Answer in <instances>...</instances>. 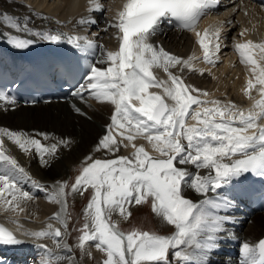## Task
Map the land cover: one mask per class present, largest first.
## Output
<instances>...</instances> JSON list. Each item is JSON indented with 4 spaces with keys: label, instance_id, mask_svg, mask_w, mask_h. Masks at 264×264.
<instances>
[{
    "label": "snow or ice",
    "instance_id": "6c2138e0",
    "mask_svg": "<svg viewBox=\"0 0 264 264\" xmlns=\"http://www.w3.org/2000/svg\"><path fill=\"white\" fill-rule=\"evenodd\" d=\"M217 3L218 0H126L115 22L108 25L117 30L118 49L105 52L104 60L96 61L106 64L105 69L95 65L90 67L88 83L76 93L80 96L82 92L91 90L95 100L114 107L111 124L100 139L97 151L106 149L115 153L129 144L135 149L131 157L94 160L82 169L71 186L73 194L82 195L89 186L93 189L77 247L87 254L86 245L94 242L92 246L106 254L103 264H170V250L180 264H207L206 257L218 247V234L225 231L223 224L228 220L226 215L217 216L211 210L226 211L234 206L233 201L219 190L234 186L247 174L264 177V99L256 100L253 109L247 113L235 104L221 106L218 100L202 101L192 94L200 92L199 89L186 85L181 77L170 71L177 65L192 68L193 57L181 59L162 46L150 43L165 22L175 23L181 30L195 32L201 18ZM90 10H103L99 0H94ZM4 20L9 22L6 15ZM79 23L95 24L96 21L82 18ZM10 26L18 27L11 23ZM24 29L27 30V25ZM30 34L42 36L50 43L62 42L60 34ZM195 34L203 51V62L214 66L213 58L220 49V28L205 29L203 34ZM81 39L69 36L67 43L81 51L96 47L87 38H83L86 45L83 47ZM8 43L23 50L33 41L9 38ZM235 50L241 63L255 77V83L248 80L246 94L260 85L259 92L264 96V64L261 63L264 61V43L254 44L249 40L237 43ZM256 50L260 53L259 59L256 58ZM154 68L167 73L170 83L158 80L153 74ZM150 87H162L172 104L167 103L164 96L148 94ZM201 95L207 96L208 93L202 92ZM249 99L254 98L249 95ZM0 101L16 103L14 98L3 92H0ZM134 101L139 102V106ZM193 105L197 107L193 108ZM186 119L196 123L186 125ZM113 129L123 130L120 135L127 143L118 142ZM5 135L25 153L34 148L45 164L44 156H53L57 150L56 144L45 147L40 140L24 133L0 130V136ZM137 137L151 144L159 158L149 155L144 147H136L132 142ZM45 139H48L46 135ZM59 143L67 147L69 142L60 140ZM88 160L92 158L88 157ZM178 165H192L196 171L189 172L186 167ZM201 170H206L207 174L201 175ZM24 179L31 180V177L16 159L5 153L0 139V199L6 202L9 211H23L21 203L34 199L19 187ZM31 182L46 192L36 181ZM184 187L204 199L194 203L185 198ZM66 189L68 185L62 183L55 191L46 192L50 202L60 205V212L50 219L65 229L67 221L62 214L67 210ZM210 192L216 195L209 196ZM149 200L152 211L174 226L175 233L162 236L135 230L128 234L120 231L112 220L113 214L128 218L131 216L128 206L141 205ZM10 222L18 230L21 228L15 220ZM22 234L36 241L51 239L56 249L63 250L58 253L39 244L43 252L39 264H75L70 256L63 254L71 249L60 242L62 232L59 228L54 229L51 223L45 230L24 231ZM22 243L12 230L0 224V247ZM0 264L6 262L0 260ZM240 264H264V239L255 247L248 243L242 245Z\"/></svg>",
    "mask_w": 264,
    "mask_h": 264
},
{
    "label": "bare ground",
    "instance_id": "6f19581e",
    "mask_svg": "<svg viewBox=\"0 0 264 264\" xmlns=\"http://www.w3.org/2000/svg\"><path fill=\"white\" fill-rule=\"evenodd\" d=\"M62 1V9L60 7L55 8L52 6L50 8V6H48L49 4L45 5L46 0L45 2L38 5L41 7L45 6L48 12H50L51 14L56 13V16H58L57 10L60 8L61 16L63 17H58L59 19H56L46 15H36L35 17L26 14L21 15L19 13L20 11L17 5L13 3L8 4V0H0V49L3 47V45L1 44L2 41H5V47L9 44V38L31 40L33 41L32 45H41L43 47H47L50 51H53L55 49L56 44L62 43H50L49 41L43 39L42 36L30 34L36 32H39L41 34H60L62 36V41L67 40V37L74 36L75 34L79 35V37H81V40L83 41V38H93L96 40V42H93L96 47L92 49L93 53L91 54L94 58L96 56H100L98 60H104V54L108 51V49L109 51H111V49L112 51H116L118 49L119 41L116 39L117 30L115 28L108 27V25L115 22V17L119 12V8H121V10L123 9V5L126 3V0H99V3L102 5L103 8L102 11L90 10V7L93 5L94 0ZM248 4L249 1L247 0L243 3H238V1L234 3V7H238L236 12L240 10V18L238 19H241L242 23V26L239 30L241 33H244V35L242 36V42L245 43L249 40L253 42L254 37L257 36L258 38H260L259 43H264V40L262 39L264 37L263 10H261L260 6H257V8H253L254 10H252V7L248 6ZM234 9H228V15H230L228 17L225 16V11L220 12L224 13V15L221 16L222 18L218 17V22L213 21V18L211 19V16L206 18L203 23L204 25L202 26L212 25L213 29L219 27L220 38L223 37L222 33L225 32L230 27L229 25L235 20L231 19L233 18V16H235L233 15V12H235ZM5 15L9 18V22L11 24L16 25L17 23H24V25H27V30H25L24 28L10 26V23L5 22L4 20ZM62 18H67L68 21H64ZM82 18L93 19L96 21V23L80 24L79 21ZM252 18H254L253 23H251V21L249 22V20ZM252 24H254V27H251ZM106 28L107 31H105ZM202 30L203 27H199V29H196L195 32H200L201 34H203ZM90 32H94V34L90 35ZM195 32H182L177 29L169 28L165 23H163L161 24L160 31L157 33V35L151 38V43L157 46H162L165 51L181 59H189L190 57H196V59H198L196 61L192 59L191 61L192 69H194V71H191L188 68H182V66L180 65H177L174 68H170V71L174 75L182 76L184 80H186V82L192 87L194 86L195 89L202 90L203 88H207L210 86L211 88L209 89V91H205L208 93L207 96H203L200 93V99L202 101H211V99L214 101L215 93L225 94L227 92V89L229 88H227V84H221L220 77L225 71L230 69V71H228V74H231V77L228 76V78H224L223 75V77L221 78L232 82L230 94H235L238 98V101L240 100V102L245 100L248 101L249 104L255 103L256 98H254V96L259 85H257L256 88H253L249 94H246V92L244 91L247 88V83L249 79H252L255 83V77L250 73L249 69L246 68L245 65L242 63H240V68L243 70V73L233 68H230V57H226L225 63L219 65V63H217V60H219V57L221 58V54L219 55L218 53H216V57H214V60L216 62L213 68L205 64L202 59H199L200 57H202L201 55L203 54L202 49L199 48L197 43H195L193 46L194 41L192 37H197ZM226 42L227 39L223 37L221 43L225 45L224 43ZM221 43L220 45H222ZM83 45L86 46L84 43ZM191 47L193 49L192 51H190ZM188 51H190V54L186 55ZM229 53L230 52H228V54ZM95 64L96 67L100 69H104L106 65L104 63L96 62ZM262 64H264V61ZM201 70L202 72L203 70L212 72V77L214 78L212 84H210L212 78L211 80H209V76L207 75V73L201 74ZM156 71L158 75L162 78L161 80L169 81L168 74L165 73L162 69H158ZM156 75L157 74H155V76ZM232 77L235 78L232 79ZM217 81L219 82L217 83ZM214 86H216V88H214ZM158 93H164L162 87L158 88L157 90H154L151 87L148 89V94ZM249 95H251L254 99H249ZM91 97H93L92 92L89 93L88 98ZM74 101L76 104H72L70 102H61L50 103L41 106L19 105L15 108L10 106H6L7 108H5L3 104H0V130H7L15 133H24L32 139L40 140L41 144L45 147H49L53 144H56L57 151L54 155L55 157L56 155H61V158L57 161L53 160L54 155L48 157L44 156V159L47 161V163L45 164L41 162L40 155L35 151L34 148L30 149L29 153H25L6 135L2 136L3 147L7 152L6 154L11 155L14 159H16L19 165L24 168L28 176L31 177V180H22L19 184V187L23 191L29 192V194L32 195L34 199L25 203H21V208H23L24 211H20L19 209H17L15 212L9 211L7 204L4 206H0V214H3L4 218L15 217L18 220L26 219L23 221L26 222L28 228L24 229V231L45 230L47 225L51 223L54 229L59 228L62 232L60 242L62 244H66L68 248L71 249L70 252H64L63 254L70 256L75 261V264H94L93 256H96V259L99 262L101 260L103 263V261L106 259V254L99 251L96 247L92 246L94 245V242H88V245H86L87 254H85L84 252L82 259L78 256L76 249H74L73 245L70 244L71 231L69 230L68 221V214L70 209L68 206V197L66 198V213L62 214V218L67 219V228L65 229L62 224L50 219L57 212H60V205L50 202L47 198L46 192L51 193L55 191V189L60 184H64V182L62 181V177L65 165L66 167L70 166V164L73 163L74 160L81 158L84 155H87V153L91 152L92 149L93 151L97 150V142L103 137V135H105L107 131L105 125H107L111 119L107 117L106 113L111 114L113 110L112 105L108 103H101L99 101H96V109L90 104V102L87 101V99L81 98V95H77V99H75ZM223 102L226 105L230 103L229 101ZM134 103H137L136 105L139 106V102L134 101ZM171 104L172 101H170V105ZM235 105L239 106L237 104ZM239 107H241L240 110L242 111L246 109V107H244L242 103H240ZM77 109L79 111H77ZM104 111H106V113ZM195 123V121L186 119L187 125ZM118 133L120 135L121 131ZM45 135L48 137V139L51 140L47 141L48 139H46L45 142ZM141 138L142 137H139V140ZM57 139L59 141H68V146L65 147L61 145ZM123 141L124 143H127L126 140ZM133 143L136 145V139L135 141H133ZM146 147L151 153H156L153 150L152 145L149 144L147 141ZM101 151H105L109 155L107 157H109L110 159H116L118 157L127 156V153L125 151H122L121 149L115 153H109L106 149H101ZM180 167H186L189 172L196 171L192 165ZM203 174H207L206 170H201V175ZM31 181H36L46 190V192L34 187ZM185 189L186 187H184L183 195L185 196V198L191 199L194 203H199L202 199H204L203 196H200L195 192H190ZM223 190H225V188L219 191L224 197H227L226 193H224ZM227 193L230 194V196L232 194L230 192ZM215 195L216 194H213L211 192L209 193V196L214 197ZM5 196H7V193H5ZM8 199H11V197H8ZM0 201H2V199H0ZM2 203L5 202L2 201ZM233 205V207L226 211L223 209L211 211L214 215L217 216L226 215L228 217V220L223 224V226H225L229 222L233 225H239L238 228H242V233L239 234L240 231H237L235 236L224 237L227 240H234L235 243L220 245L215 249V251L209 252L206 257L207 264H240L242 245L244 243H248L250 246L253 247L255 243L262 236H264V212H258L252 216L240 218L241 214L236 212L238 210V207L235 206L234 202ZM22 214H24V217L26 218H24ZM28 239L31 241H36L30 238ZM40 243L46 245L54 252H63L62 249H56L55 244L51 239L41 240ZM3 248L7 253L14 252V249L11 247ZM231 250L235 251V256H233L232 254H228ZM41 256H43V252L38 251L36 256L30 257L28 264H39ZM66 264H70V262H66ZM170 264H180V262L173 261L172 263L170 262Z\"/></svg>",
    "mask_w": 264,
    "mask_h": 264
},
{
    "label": "rangeland",
    "instance_id": "374dc122",
    "mask_svg": "<svg viewBox=\"0 0 264 264\" xmlns=\"http://www.w3.org/2000/svg\"><path fill=\"white\" fill-rule=\"evenodd\" d=\"M35 1H37V2H35ZM42 1L45 2V0H42ZM61 1L62 0H46L45 5L49 4L48 6H50V8H51V6L57 8L61 4H63V1L62 2ZM11 2L12 1L8 0V4H12ZM38 2H41V0H22V2H18L17 4H18L19 8H21L20 11H22V12L24 11L23 13L34 14V11H33L34 9H32L33 6H31V5L36 4L38 6L41 4ZM26 5H27V7H26ZM38 8L41 9L40 11L35 10V12L38 14H43L44 10L48 12V10L45 8V6H42V7L38 6ZM58 12H60V13H58ZM52 15L56 16V13L52 14ZM52 15H50V16L52 17ZM57 15H58V17H63V16H61V9L57 10ZM32 17H35V16H32ZM233 35H234V32H233ZM222 77H223V75L220 77L222 85L230 84L229 80L221 79ZM222 80H224V81H222ZM89 99H90V101H89L90 104L97 109V102H96L97 100H95L93 97H91ZM120 131H123V130L113 129V132L116 134H118V132H120ZM44 140L46 142L45 137H44ZM58 142H59V140H58ZM122 143H124L123 140H122ZM127 148H131V147L128 145ZM127 148L124 147V149H127ZM131 154H133V153H131ZM107 155L108 154L105 151H101V150L100 151H97V150L93 151V149H92V151L87 153V155H84L83 157L74 160V162L71 163L70 166H67V167H66V165L64 166V173H63L62 181L66 182V180H68L67 197H69V200H70V207H69L70 208V213H69L70 214V220H68V221H69L70 229H71V230L70 229L69 230L72 231L71 240H72L73 245L75 247H77L78 239H79L80 235L82 234L80 232V229L83 227L84 223L86 222L85 210H86L87 204L91 200L93 189L89 186L87 188V190L83 192L82 195L80 193L73 194L71 192V186L75 184L76 179L81 175L82 169L84 167H86L88 164L92 163L96 159L108 160L109 157H107ZM129 156H131V155H129ZM88 157H91L92 160H88ZM57 158L60 159L61 156L59 155ZM63 165H64V163H63ZM54 170H55V168H54ZM186 189L190 192H194L190 188L186 187ZM182 191L184 194V188ZM69 200H68V203H69ZM2 201L5 202L4 200H2ZM2 201H0V206L6 205V202L2 203ZM1 203H2V205H1ZM127 210L129 212H131V216L126 218L125 219L126 223H124L123 226L120 225V228H119L120 231L124 232L125 234H128L129 232H131L133 230L141 231V232H149L150 234H157V235H162V234H160V232L166 233V234H163L162 236H171L175 233L174 226L167 224L165 221H163L159 216H157L152 211L150 200L148 203H143L141 205H134V204L130 205V206H128ZM117 218H118V214H113V216H112L113 222L114 223L118 222V224H119L120 221H116ZM120 218H119V220L124 219L122 217H120ZM129 218H130V220H129ZM123 222L124 221H121V223H123ZM75 247H74V249H75ZM76 252L79 253L78 256L82 259L83 255H84V251L80 252V249L78 250V247H77ZM172 260H175V258L173 256L172 250H170L169 261L171 262ZM93 261H94V264H103L101 260L99 262L96 259V256H93Z\"/></svg>",
    "mask_w": 264,
    "mask_h": 264
},
{
    "label": "water",
    "instance_id": "95a60500",
    "mask_svg": "<svg viewBox=\"0 0 264 264\" xmlns=\"http://www.w3.org/2000/svg\"><path fill=\"white\" fill-rule=\"evenodd\" d=\"M167 102V101H166Z\"/></svg>",
    "mask_w": 264,
    "mask_h": 264
}]
</instances>
